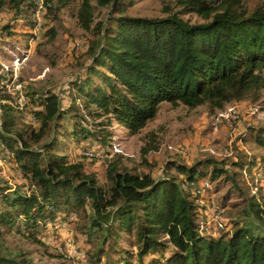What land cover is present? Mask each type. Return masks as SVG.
<instances>
[{
	"label": "trees",
	"instance_id": "trees-1",
	"mask_svg": "<svg viewBox=\"0 0 264 264\" xmlns=\"http://www.w3.org/2000/svg\"><path fill=\"white\" fill-rule=\"evenodd\" d=\"M38 1L0 0V13L11 12L2 34H12L17 19L32 29L38 11L42 17L53 15L56 3L73 0ZM91 1L80 0L77 10L81 27L95 35L86 51L90 63L70 82L68 106L61 107L53 92L33 94L23 85L28 105L35 106L28 110L19 97L17 104H25L23 110L39 126L18 130V110L7 102L12 96L0 91V158L23 179L15 187L0 183V239L16 232L43 243V236L55 232L48 223L59 221L86 238V264H116L109 258L113 252H122L123 264H130V252L112 250L121 232L132 233L136 264H264L263 235L232 223L230 232L221 233L219 217L209 218L206 206L198 203L200 194L185 188H202V179H231L223 164L211 158L193 164L171 160L154 176L141 166L122 164L110 143L112 122L138 133L164 101L222 107L264 89V3L248 9L243 0H174L179 11L144 17L126 13L133 0H96L110 11L93 25ZM181 13H194L204 22L192 23ZM46 33L52 38L54 27ZM4 79L0 71V83ZM81 101L98 119L93 128L82 122L76 106ZM64 137L77 146L89 142L81 148L109 158L104 180L58 150ZM252 140L264 150V127L255 128ZM232 164L241 177L244 172L264 175V156L244 154ZM255 195L252 204L259 207ZM216 205L215 211L222 209ZM26 263L19 253L0 252V264Z\"/></svg>",
	"mask_w": 264,
	"mask_h": 264
},
{
	"label": "rangeland",
	"instance_id": "rangeland-1",
	"mask_svg": "<svg viewBox=\"0 0 264 264\" xmlns=\"http://www.w3.org/2000/svg\"><path fill=\"white\" fill-rule=\"evenodd\" d=\"M243 2L251 9L264 3V0ZM79 3L80 0H73L64 5L56 3L53 15L45 17L38 11L36 24L32 29L21 24L24 20L20 22L17 19V27L12 29L10 35L2 34L1 26L11 21V12L6 9L0 13V71L6 73V79L0 83V91L12 96L7 102L18 110L15 112V128L18 130L27 129L29 126L37 130L39 126L36 118L28 111L34 108L35 103L28 105V98L22 91L23 85L28 86L33 94L55 93L60 106L66 107L71 100L70 92H73L69 86L70 82L90 63L86 51L95 35L81 27L77 17ZM91 4L93 25L105 21L110 11L109 5L100 6L96 0H92ZM180 8L174 0H133L126 13L134 16L163 17L170 12L179 11ZM180 16L192 23L204 22L194 13H181ZM40 22L43 23L42 27ZM50 27L55 29L52 38L46 33ZM30 31L36 36H30L27 33ZM18 97L23 98L22 103H27L28 110H23L25 104L19 107ZM76 106L79 114L84 116L82 122L93 128L98 119L89 114L90 110L84 108L82 101ZM257 127H264V89L248 98L227 102L222 107L205 103L189 108L164 101L160 103L156 116L138 133L131 134L121 125L112 122L113 136L110 143L112 151L115 152V149V153L120 155L122 164L130 168L141 166L154 176L160 175L162 167L171 160L185 164H193L206 158L217 160L223 164L228 174L233 175L231 179H224L222 176L213 183L202 179L198 182V186H203L202 188H185L189 192L200 194L198 203L206 206L205 211L209 218L216 220L213 217H219L222 225L219 222L218 224L224 228L221 233L230 232L232 223L245 225L256 234L264 236V175L259 173L258 176H250L244 172L241 177L238 167L232 164L238 156L242 157L244 154L252 158L264 156V150L252 140ZM82 146L88 147L89 142H82L77 146L72 138L64 137L58 150L74 162L81 161L84 170L94 173L99 181L104 180L109 158L104 157L102 153L95 154L92 150H87L89 148L83 150ZM81 154L94 157L87 158ZM142 162L145 165L142 166ZM171 174L182 178L174 169ZM4 181L15 187V184H20L23 179L0 158V183ZM253 195L257 198L255 201L259 207L252 204ZM219 203L222 209L215 211L218 208L216 204ZM256 208L260 210L258 215L254 211ZM56 222L48 223V227L52 225L55 232L50 230L48 235L43 236V243L35 242L25 234L5 233L0 239V252L19 253L27 260L26 264H86V238L67 224ZM200 226L202 228L203 224ZM131 234L121 232L112 250L119 249L120 252L122 249L130 252L129 262L136 264V256L133 253L136 249L130 244ZM125 257L122 252L109 255L110 260H114L116 264H123ZM149 257L150 255L144 257L145 262Z\"/></svg>",
	"mask_w": 264,
	"mask_h": 264
},
{
	"label": "built area",
	"instance_id": "built-area-1",
	"mask_svg": "<svg viewBox=\"0 0 264 264\" xmlns=\"http://www.w3.org/2000/svg\"><path fill=\"white\" fill-rule=\"evenodd\" d=\"M19 100H23V98H21V99H19ZM92 155H95V154H93V153H91ZM214 219H216V216L215 217H213Z\"/></svg>",
	"mask_w": 264,
	"mask_h": 264
},
{
	"label": "bare ground",
	"instance_id": "bare-ground-1",
	"mask_svg": "<svg viewBox=\"0 0 264 264\" xmlns=\"http://www.w3.org/2000/svg\"><path fill=\"white\" fill-rule=\"evenodd\" d=\"M17 70V69H16ZM6 89V88H5ZM115 152H117L115 149H114Z\"/></svg>",
	"mask_w": 264,
	"mask_h": 264
}]
</instances>
